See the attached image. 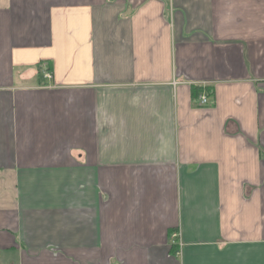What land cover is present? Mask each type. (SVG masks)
<instances>
[{
	"label": "crops",
	"instance_id": "obj_1",
	"mask_svg": "<svg viewBox=\"0 0 264 264\" xmlns=\"http://www.w3.org/2000/svg\"><path fill=\"white\" fill-rule=\"evenodd\" d=\"M0 264H264V0H0Z\"/></svg>",
	"mask_w": 264,
	"mask_h": 264
},
{
	"label": "built area",
	"instance_id": "obj_2",
	"mask_svg": "<svg viewBox=\"0 0 264 264\" xmlns=\"http://www.w3.org/2000/svg\"><path fill=\"white\" fill-rule=\"evenodd\" d=\"M46 77L49 78L50 75L47 74ZM199 99H200V105H206L208 103V94L203 93ZM178 237H179V235L176 233L173 235L172 240H174V239L177 240Z\"/></svg>",
	"mask_w": 264,
	"mask_h": 264
},
{
	"label": "trees",
	"instance_id": "obj_3",
	"mask_svg": "<svg viewBox=\"0 0 264 264\" xmlns=\"http://www.w3.org/2000/svg\"><path fill=\"white\" fill-rule=\"evenodd\" d=\"M175 252V251H174Z\"/></svg>",
	"mask_w": 264,
	"mask_h": 264
}]
</instances>
